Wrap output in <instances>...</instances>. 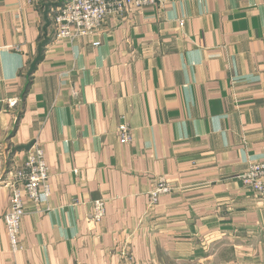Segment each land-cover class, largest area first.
I'll list each match as a JSON object with an SVG mask.
<instances>
[{"label":"crops","instance_id":"0c3cea01","mask_svg":"<svg viewBox=\"0 0 264 264\" xmlns=\"http://www.w3.org/2000/svg\"><path fill=\"white\" fill-rule=\"evenodd\" d=\"M63 1L0 0L3 170L36 142L51 189L12 250L0 187V264H264V199L239 179L264 161V0H160L73 42Z\"/></svg>","mask_w":264,"mask_h":264},{"label":"built area","instance_id":"2783aa9c","mask_svg":"<svg viewBox=\"0 0 264 264\" xmlns=\"http://www.w3.org/2000/svg\"><path fill=\"white\" fill-rule=\"evenodd\" d=\"M28 4H36L47 0H23ZM160 0H64L53 14L54 39L73 42L82 38H89L108 15L122 14L131 10L152 8ZM94 46L98 42L92 43ZM16 101L7 102L13 107ZM119 141L123 144L131 141L126 125L119 126ZM2 147L0 144V187L9 190V205L3 216L6 232L12 250L18 247L20 223L25 215L27 201L48 210L51 195L48 167L44 160L41 146L34 142L26 151L25 158L20 163L11 161L8 169L3 170ZM242 185L249 191L264 199V161L251 164L240 176ZM172 187L164 176L153 180L147 192V207L153 209L160 199L170 194ZM105 201L94 200L89 221L100 224L105 217ZM81 264V263H78Z\"/></svg>","mask_w":264,"mask_h":264},{"label":"rangeland","instance_id":"374dc122","mask_svg":"<svg viewBox=\"0 0 264 264\" xmlns=\"http://www.w3.org/2000/svg\"><path fill=\"white\" fill-rule=\"evenodd\" d=\"M184 264H198L197 263V261H193V260H191V261H189V263H184ZM207 264H212V263H207ZM214 264V263H213ZM217 264V263H216Z\"/></svg>","mask_w":264,"mask_h":264}]
</instances>
